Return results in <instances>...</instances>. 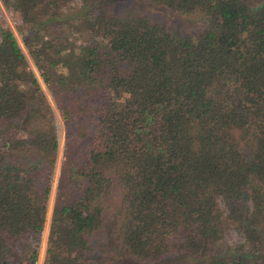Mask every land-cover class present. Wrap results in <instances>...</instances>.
Returning <instances> with one entry per match:
<instances>
[{"label":"trees","instance_id":"obj_1","mask_svg":"<svg viewBox=\"0 0 264 264\" xmlns=\"http://www.w3.org/2000/svg\"><path fill=\"white\" fill-rule=\"evenodd\" d=\"M145 1L0 0V264H264V0Z\"/></svg>","mask_w":264,"mask_h":264},{"label":"rangeland","instance_id":"obj_2","mask_svg":"<svg viewBox=\"0 0 264 264\" xmlns=\"http://www.w3.org/2000/svg\"><path fill=\"white\" fill-rule=\"evenodd\" d=\"M110 1L115 2L118 0H110ZM134 1L138 2V4L142 7V9L147 11L154 19L162 20V19L167 18L172 23H174L175 26H177L181 30L184 29V27L190 26L193 23L187 17L175 15L173 13L166 11V10L160 9V8L152 6V5H149V4H147V2L145 0H134ZM0 27H7V28L11 29L13 31L15 37L17 38L19 44L22 46L23 51L27 54L28 64L33 69L35 75L38 78L39 84L42 88V92L44 93V96L47 100V103L49 104V107L51 110V117H52V120H53L54 125H55V132H56V136H57V139H56L57 140V148L55 151V158H54V162L52 165L53 179H52V184H51V192H50V196H49L48 204H47L46 220H45V224H44V228H43L42 236H41L42 241H44L46 231H47L48 220H49L51 210L53 207L52 206L53 190H54V186H55V182H56L58 165H59V162H60V159L62 156V148H63V142H64V123H63L61 115L59 114V111L55 105V101L52 97L53 92H52L51 88H49L46 84H44L41 77L38 75V72H37L35 66L33 65L31 59L28 57L27 47L24 46V44H23L22 35L25 32L27 33V31H28L27 25L22 22L20 16L17 13L6 8V6L4 4H2L1 2H0ZM30 110H29L27 116H29V117L34 116L33 115L34 114L33 109H30ZM28 120H29V118L28 119L24 118L22 122H27ZM241 238H242V234L239 231H237L235 228L229 227L225 230L224 239L228 243L237 242V241L241 240ZM41 257H42V251L40 250L38 262H40ZM121 264H140V263L133 261L129 258H123Z\"/></svg>","mask_w":264,"mask_h":264}]
</instances>
